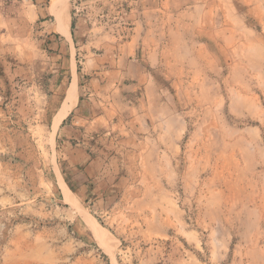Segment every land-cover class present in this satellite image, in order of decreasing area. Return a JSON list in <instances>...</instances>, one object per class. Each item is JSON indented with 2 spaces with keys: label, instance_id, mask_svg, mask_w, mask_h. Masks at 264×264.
Wrapping results in <instances>:
<instances>
[{
  "label": "rangeland",
  "instance_id": "rangeland-1",
  "mask_svg": "<svg viewBox=\"0 0 264 264\" xmlns=\"http://www.w3.org/2000/svg\"><path fill=\"white\" fill-rule=\"evenodd\" d=\"M166 1L64 0L75 45L51 0H0V264H264V0ZM125 61L155 106L71 117Z\"/></svg>",
  "mask_w": 264,
  "mask_h": 264
},
{
  "label": "crops",
  "instance_id": "crops-1",
  "mask_svg": "<svg viewBox=\"0 0 264 264\" xmlns=\"http://www.w3.org/2000/svg\"><path fill=\"white\" fill-rule=\"evenodd\" d=\"M47 0H32V3L35 7L41 8L39 11V14L43 13L45 11L44 5L46 4ZM157 2V3H156ZM166 0H150V6H153V8L158 9L161 5L164 7L166 6ZM46 7L49 9V6L46 4ZM46 8V9H47ZM71 12V11H70ZM48 14L50 12H47ZM39 14L37 17H40ZM71 20L73 21V16L71 13ZM80 21V20H79ZM81 23V21H80ZM74 23L71 22V26H73ZM74 27V26H73ZM70 33L72 35V42L76 45L73 33H72V27L70 29ZM86 42L88 43V38H84ZM82 38V40H84ZM146 40L139 37H133V38H126L123 40L122 45H130L131 43H134L135 45H140L142 42H145ZM158 44H171L172 40L164 39V40H155ZM82 43H85L82 41ZM77 50L76 46L74 48ZM127 59V53L123 52L122 59ZM129 60V59H128ZM96 62H99L97 58H95ZM131 61V60H129ZM124 68L126 67V62ZM129 64H133L132 62H129ZM96 67H99V64H96ZM134 67V65H133ZM101 68V66H100ZM102 70V69H101ZM100 71V70H99ZM98 70L91 71V74L93 76L86 78V84L84 86L85 92H84V99L80 95L78 96V101L76 106L72 109V112L70 113L71 117L75 118L76 121H82L86 126L99 128L103 124V122H106V124H113L115 122V119L110 112L105 110H99L101 106L98 105L97 101H100L101 99L109 101V103L112 104H118L117 100V94H123L124 92H127L129 94L130 100H128V106L133 105L131 108L134 110H137L138 112H141L142 107L146 108L148 106H155L156 100L160 97L161 89L160 87L155 83L153 75L149 74L148 69L144 67H135L130 69V67H126L121 71L122 74H120V79L111 78V71L109 80L104 82V78L102 75H94L100 73ZM87 75L89 74L86 72ZM131 83H126L127 81H130ZM119 82V83H118ZM127 98V99H129ZM147 104H149L147 106ZM144 105V106H143ZM79 110V111H78ZM78 111V114H77ZM145 115V114H144ZM146 117V116H144ZM98 125V126H97ZM94 128V129H95ZM92 129V130H94ZM90 130V131H92Z\"/></svg>",
  "mask_w": 264,
  "mask_h": 264
},
{
  "label": "bare ground",
  "instance_id": "bare-ground-1",
  "mask_svg": "<svg viewBox=\"0 0 264 264\" xmlns=\"http://www.w3.org/2000/svg\"><path fill=\"white\" fill-rule=\"evenodd\" d=\"M51 1H52L53 5H54L53 6L54 13H56L58 15V20H59V23H60V25L62 27V31H64L66 33V35H70L71 34L70 33V29H71L70 12L67 9L66 4L64 3V0H51ZM59 30H61V29H59ZM74 80H76V79H74ZM77 88H78L77 85H74L71 88V90H70V96H68V98L71 100V106L76 102V97H77V94H78L77 93ZM64 106L66 107V103H65ZM66 112H67V110L63 111V113L60 114V116H58L57 122H60L62 120L61 118L66 115ZM101 237H103V236L100 234L99 238L101 239Z\"/></svg>",
  "mask_w": 264,
  "mask_h": 264
}]
</instances>
